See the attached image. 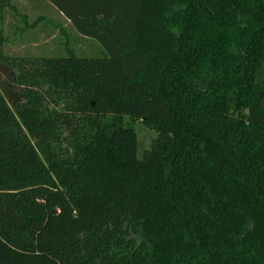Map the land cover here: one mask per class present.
<instances>
[{"label": "trees", "instance_id": "16d2710c", "mask_svg": "<svg viewBox=\"0 0 264 264\" xmlns=\"http://www.w3.org/2000/svg\"><path fill=\"white\" fill-rule=\"evenodd\" d=\"M38 1L0 0V264H264V0Z\"/></svg>", "mask_w": 264, "mask_h": 264}, {"label": "rangeland", "instance_id": "374dc122", "mask_svg": "<svg viewBox=\"0 0 264 264\" xmlns=\"http://www.w3.org/2000/svg\"><path fill=\"white\" fill-rule=\"evenodd\" d=\"M18 7L20 8V11L27 15L30 21L34 20L36 16H38V13L35 12L34 5L40 3L38 0H16ZM43 6V4H40ZM43 8V7H41ZM45 11V10H44ZM48 14V16L52 15V11L45 13ZM64 27L69 29L70 24L65 21ZM9 30L8 27L4 28V31L7 33ZM42 30H40V35L38 42L36 41V34L30 33L28 35V38L18 39V38H11L14 40L13 44H9L7 46V51L9 53H13L16 55H48L52 53L58 52V45L55 42V36L53 37H47V34L41 33ZM77 48H81L84 53H88V48L92 47L91 44H77ZM124 123L131 126L137 136L138 141V152L139 155H141L144 151L149 149L151 142L155 139L156 134L154 131L146 127L142 120H133L129 118L124 119Z\"/></svg>", "mask_w": 264, "mask_h": 264}]
</instances>
